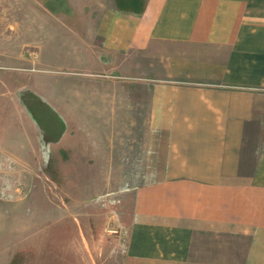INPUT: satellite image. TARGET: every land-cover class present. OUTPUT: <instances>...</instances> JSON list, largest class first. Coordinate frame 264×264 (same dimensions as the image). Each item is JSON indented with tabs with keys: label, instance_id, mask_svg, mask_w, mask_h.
Wrapping results in <instances>:
<instances>
[{
	"label": "crops",
	"instance_id": "crops-1",
	"mask_svg": "<svg viewBox=\"0 0 264 264\" xmlns=\"http://www.w3.org/2000/svg\"><path fill=\"white\" fill-rule=\"evenodd\" d=\"M103 2L68 77L52 45L4 80L0 182L130 153L149 181L122 264H264V0Z\"/></svg>",
	"mask_w": 264,
	"mask_h": 264
},
{
	"label": "rangeland",
	"instance_id": "rangeland-1",
	"mask_svg": "<svg viewBox=\"0 0 264 264\" xmlns=\"http://www.w3.org/2000/svg\"><path fill=\"white\" fill-rule=\"evenodd\" d=\"M103 6V0H0V92H6L5 79L16 78L19 87L21 57L33 61L31 69L49 60L50 48L41 53L38 46H60L59 69L68 77L74 62L82 63L71 50L84 43L89 28L98 43L93 31ZM52 11L60 18L45 17ZM0 100L2 115L12 107ZM135 157L33 163L27 164V177L15 169L1 174L0 264H122L133 225V191L149 181L146 164Z\"/></svg>",
	"mask_w": 264,
	"mask_h": 264
}]
</instances>
